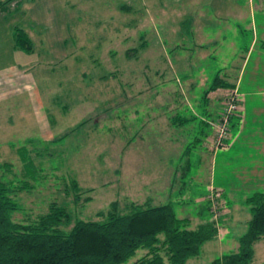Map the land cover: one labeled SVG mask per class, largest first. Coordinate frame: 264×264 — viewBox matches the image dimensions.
<instances>
[{
  "label": "rangeland",
  "instance_id": "obj_1",
  "mask_svg": "<svg viewBox=\"0 0 264 264\" xmlns=\"http://www.w3.org/2000/svg\"><path fill=\"white\" fill-rule=\"evenodd\" d=\"M15 5L0 12V181L18 206L13 220L30 224L56 203L72 215L60 227L67 233L78 220H102L114 203L122 213L171 205L189 230L211 222L228 230L188 264L237 252L251 219L247 199L264 193V0ZM15 27L32 37V54L14 48ZM243 63L240 110L216 148L200 113L215 120L224 99L202 97ZM169 114L198 117L170 132ZM211 187L231 213L221 223L223 213H210ZM252 264H264V238Z\"/></svg>",
  "mask_w": 264,
  "mask_h": 264
},
{
  "label": "trees",
  "instance_id": "obj_2",
  "mask_svg": "<svg viewBox=\"0 0 264 264\" xmlns=\"http://www.w3.org/2000/svg\"><path fill=\"white\" fill-rule=\"evenodd\" d=\"M16 1H0V12L9 14ZM14 48L26 53L34 51L32 39L21 28L15 30ZM234 88L226 77L218 75L210 91ZM207 126L213 127L212 122ZM28 187L26 184L20 189ZM74 187L78 189L76 184ZM208 202L214 217V206ZM247 204L251 208V220L238 240V251L211 264L253 263L255 245L264 238V193L248 198ZM17 210L8 185L0 181V264H124L140 249L148 253L134 264H188L190 259L200 256L204 244L219 236V225L212 222L195 231L187 229L189 220L179 219L171 205L132 204L128 213H122L119 203H114L108 213L98 214L102 220H78L67 233L60 230L63 223L72 221L65 207L54 203L46 215L30 224L13 220ZM226 211L220 196L216 209L223 213L220 220ZM161 235L164 239H160Z\"/></svg>",
  "mask_w": 264,
  "mask_h": 264
},
{
  "label": "crops",
  "instance_id": "obj_3",
  "mask_svg": "<svg viewBox=\"0 0 264 264\" xmlns=\"http://www.w3.org/2000/svg\"><path fill=\"white\" fill-rule=\"evenodd\" d=\"M17 8V5H15V3L12 5V7H11V9L13 10V9H16ZM11 10V11H12ZM3 19H4V17L3 16H1ZM16 28H21V27H15V29H14V34H15V30H16ZM21 29H23L26 33H27V31L24 29V28H21ZM28 35H29V33H28ZM30 36V35H29ZM30 38L32 39V37L30 36ZM13 39H14V35H13ZM32 41H33V39H32ZM33 44H34V42H33ZM17 50V49H16ZM17 51H21V50H17ZM34 51H35V46H34ZM33 51V52H34ZM21 52H24V51H21ZM24 53H26V52H24ZM26 54H32V53H26ZM246 63H243V65H242V67H239V68H235L236 70H238V72H236V73H239V75H235V78L232 80V72H234L233 71V69H230V70H227L228 71V73H227V77H226V80L227 81H229V83H231L233 86H235V88L234 89H229V90H223V89H219V90H217V91H210V89H211V87H212V85H213V82L211 83V85H210V87H209V90L208 91H206L205 92V95L202 97V102H204V101H206L207 103H209V102H211V100L212 99H215V100H217V101H219V103H220V100L221 99H224L223 97L226 95V94H228V93H230V92H232V91H234V90H237L238 91V86H239V84H240V80H241V72H242V70H243V68H244V65H245ZM233 67H235V66H233ZM173 69V68H172ZM11 80H8V82H10ZM190 82V81H189ZM194 85L193 84H191L190 83V85H189V87H190V90H192V89H194V87H193ZM27 87H29V85L27 86ZM185 93H189L188 91H185ZM172 94H173V92H171V91H168V95H167V97H169V101H170V96H172ZM185 95V94H184ZM214 114V113H213ZM213 114L211 115V116H213ZM192 118H184V117H181V116H179V115H177L176 117L174 116V115H171L170 116V114H169V116H165L164 117V120H165V122H167V126L169 127V131L170 132H172V130H174L176 127L177 128H182V126L183 125H187V124H189V123H191V121L192 120H194L195 118H197L198 116L197 115H193V116H191ZM200 118H201V120H202V122H204V124H206V125H208V122H212V123H215L216 121H213V119L211 118V117H209V115L207 114V112H203V113H200ZM207 118V119H206ZM217 119H219V116H217L216 117V120ZM218 121V120H217ZM175 124H178V125H175ZM179 125H181V126H179ZM130 147V146H129ZM133 148H134V145H133ZM141 149V146L139 145V146H137V148H135V151L136 150H140ZM141 157V155H135V154H133V158H135L136 160L137 159H139ZM215 191V192H219V194H221L220 196H221V199H222V191L221 190H219V189H213L212 187L211 188H209V190H207V194H210V192L211 191ZM226 214V215H225ZM231 213L229 212H224V217L223 218H221V220L222 219H224V218H226V217H228L229 215H230ZM221 220H220V223H221ZM251 220V219H250ZM222 230H223V234L224 233H228V230H226V229H220V232H219V234L221 235V233H222ZM228 235V234H227ZM239 240V238L237 239V241ZM239 243V242H238Z\"/></svg>",
  "mask_w": 264,
  "mask_h": 264
},
{
  "label": "built area",
  "instance_id": "obj_4",
  "mask_svg": "<svg viewBox=\"0 0 264 264\" xmlns=\"http://www.w3.org/2000/svg\"><path fill=\"white\" fill-rule=\"evenodd\" d=\"M239 92L234 90L227 98H224L223 101V113L219 117L218 121L212 123V126L216 130V135L214 138V144L216 148H221L226 139L229 138V124L234 116V113L240 110V100H239ZM220 198V194L212 191L209 195V200L212 202L216 215H220L221 212H216L218 207V200Z\"/></svg>",
  "mask_w": 264,
  "mask_h": 264
}]
</instances>
